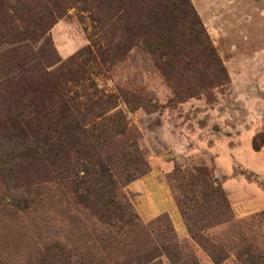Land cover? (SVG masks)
Segmentation results:
<instances>
[{
	"label": "rangeland",
	"instance_id": "rangeland-1",
	"mask_svg": "<svg viewBox=\"0 0 264 264\" xmlns=\"http://www.w3.org/2000/svg\"><path fill=\"white\" fill-rule=\"evenodd\" d=\"M102 1L107 8L113 0ZM186 1L228 82L181 102L145 44L148 35L129 39L126 23L105 17L104 30H116L106 41L125 51L112 63L97 57L92 46L103 44L97 41L103 30L92 24L85 3H69L63 17L30 44L48 58L43 70L73 74L66 88L84 97L85 105L96 96L113 97L116 108L89 119L87 129L94 154L111 171L118 201L137 216L129 226L99 221L77 202L71 184L52 173L18 174L27 161L29 146H21L28 133L5 108L8 86L1 82L17 75L7 56L24 39L16 35L19 24L5 18L8 6L24 11L14 0H0V264H136L145 253L152 255L149 264H213L193 234L222 247L223 264H244L236 256L242 243L264 251V216L255 219L264 214V0ZM20 2L35 13L45 4ZM133 5L135 22L145 27L147 12L139 0ZM199 176L203 186L207 181L221 189L229 209L203 187L194 205L184 202L183 218L180 188ZM166 246L179 260L164 255Z\"/></svg>",
	"mask_w": 264,
	"mask_h": 264
},
{
	"label": "trees",
	"instance_id": "trees-1",
	"mask_svg": "<svg viewBox=\"0 0 264 264\" xmlns=\"http://www.w3.org/2000/svg\"><path fill=\"white\" fill-rule=\"evenodd\" d=\"M14 1L21 5L23 14L8 6L10 12L5 18L12 26L19 24L20 29L15 28L18 32L16 35L24 39L20 45L8 51L7 56L12 62L11 73L18 72L17 75L9 80L1 79V83L8 86V89L3 87V97L7 101L4 103L5 108L11 113L15 112L19 119H16L15 124L20 121L28 133L25 135L26 143L21 146H29L24 147L27 161L24 167L19 166L18 174L33 173L39 177L41 173H52L55 179L71 184L77 202L99 221L105 224L116 221L133 226L137 216L128 213L127 207L118 201L111 171L94 154V143L90 141L93 138L92 130L87 129L89 119H100L116 108L113 97L103 94L96 96L95 100H87L91 105H85L82 102L84 97L71 93L66 88V84L75 81L73 74H63L62 70H43L42 64L48 65L49 60L41 51L34 52L30 44L35 42L36 35L45 27L52 26L63 17L65 6L85 3L88 5L92 24L103 30L97 38L103 44L100 46L95 43L92 46L97 57L104 63H112L125 51L121 47L114 50L115 47L106 41L108 33L112 39L116 37V30H104L105 17L115 24L126 23L129 39H135V35L144 39L148 35L145 44L151 49V56L173 96L177 102H181L207 94L228 82L225 68L206 31L186 0H139L142 11L147 12L145 27L135 22V0H121L119 4L113 0L107 8L102 0H45L42 12L38 13L31 11V5L21 4L20 0ZM52 12L60 13L53 16ZM105 106H110L106 112ZM15 114L12 113L13 116ZM113 118L116 121L112 123L119 127V115L114 114ZM79 173H82L81 178ZM204 185L199 176L181 186L183 201L177 207L183 218L188 214L183 210L184 202L194 205V198L203 187L212 193L213 199L220 202L222 200L224 208L229 209L219 187L217 189L214 183L209 184L207 181H204ZM262 216L264 214L255 219ZM191 238L213 264H223L226 260L222 247L198 235L193 234ZM240 245L242 246L236 249V256L244 264H264V251L259 246L248 243ZM173 247L177 248L178 245L175 243ZM173 247L166 246L164 255L171 260H179ZM151 257L149 253L142 254L135 263L149 264Z\"/></svg>",
	"mask_w": 264,
	"mask_h": 264
}]
</instances>
